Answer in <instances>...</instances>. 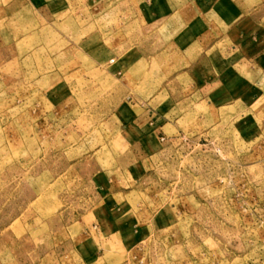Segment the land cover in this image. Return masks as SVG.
Here are the masks:
<instances>
[{
    "label": "rangeland",
    "instance_id": "rangeland-1",
    "mask_svg": "<svg viewBox=\"0 0 264 264\" xmlns=\"http://www.w3.org/2000/svg\"><path fill=\"white\" fill-rule=\"evenodd\" d=\"M56 3L0 0V264H264V102H186L181 7ZM175 103L139 155L127 122Z\"/></svg>",
    "mask_w": 264,
    "mask_h": 264
},
{
    "label": "crops",
    "instance_id": "crops-1",
    "mask_svg": "<svg viewBox=\"0 0 264 264\" xmlns=\"http://www.w3.org/2000/svg\"><path fill=\"white\" fill-rule=\"evenodd\" d=\"M184 1L180 5L179 0H142V12L158 18L170 13L171 27L175 22L178 26L173 14L179 7L185 13L190 35L186 43L182 41L190 62L184 73L190 79L186 102L194 108L236 107L257 113V103L264 102V0ZM56 2L33 0L49 11ZM165 106L143 111L127 122L124 130L139 155L156 153L166 132L177 129L178 105L176 111L171 104ZM92 229L100 235L108 231L102 224Z\"/></svg>",
    "mask_w": 264,
    "mask_h": 264
}]
</instances>
